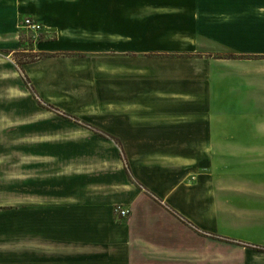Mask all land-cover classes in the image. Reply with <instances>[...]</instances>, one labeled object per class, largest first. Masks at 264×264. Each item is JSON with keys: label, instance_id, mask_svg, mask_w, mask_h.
<instances>
[{"label": "crops", "instance_id": "1", "mask_svg": "<svg viewBox=\"0 0 264 264\" xmlns=\"http://www.w3.org/2000/svg\"><path fill=\"white\" fill-rule=\"evenodd\" d=\"M261 9L264 0H0V52L37 55L21 65L32 90L19 81L0 115L4 155L18 157L19 242L30 247L13 260L204 264L215 237L227 260L211 264L236 253L257 263L264 158L247 152H264ZM26 18L51 40L26 41ZM202 42L263 58L215 57Z\"/></svg>", "mask_w": 264, "mask_h": 264}, {"label": "rangeland", "instance_id": "2", "mask_svg": "<svg viewBox=\"0 0 264 264\" xmlns=\"http://www.w3.org/2000/svg\"><path fill=\"white\" fill-rule=\"evenodd\" d=\"M259 12L261 14H264V9L259 10ZM22 25H23V22H22ZM24 38H26V41H33L35 39L51 40V36H49L48 32L44 31L43 29L40 30L37 35H34V34L27 35V36L25 35ZM202 43L204 45L210 46L206 42H202ZM205 49H208L210 52L212 51L215 57H220V58H229V59L247 58V59H252V60L263 58L259 56L237 57L234 54L226 52L225 50L220 49L218 47H214L212 45L207 48L205 47ZM36 56L37 55L33 53L31 54V53L17 52L14 54H8V52H2V51L0 52V112H1L0 115H2V112H4L5 101H9V99H6V96L7 97L18 96L21 94L20 88L17 87L19 84L21 85V87L24 86L25 88L32 90L31 82L25 75L24 70L22 69L21 65L27 62L34 61L36 59ZM13 68H15L19 74L18 81H17V77L15 73L13 72ZM31 94L33 98L37 101V98L34 92H32ZM37 104L39 105V107H42L47 110H51V111L56 110L50 105L41 103L39 100L37 101ZM258 105L260 106L262 105L263 110H264V104H258ZM3 120H4L3 118H0V128H2L4 125ZM261 127H264V123L261 125ZM6 136L4 132L0 129V144H1L0 145V165L4 166L2 169L0 168V264H20V262H18L17 260L20 259L19 255H20L21 250H24L30 247H21V243L19 242L18 186L16 184L11 183L12 181L15 182L18 180V170H16L17 168L13 166V163L18 161V157H15L17 154L10 153V152L9 154H6V156L4 155V151H3L4 149L2 145L8 144L7 142L5 143L4 141L9 140V137H6ZM247 153L252 154V155L255 154V156L261 154L262 158H264V152H261V151L247 152ZM242 217H243L242 214L237 215V219H241ZM255 218L258 219V217L253 216V219ZM8 223H9L8 228H6L5 224H8ZM10 224L12 225V228L10 227ZM237 231L238 230H236L235 232ZM239 233H241V231H239ZM211 240L215 242L219 241V239L215 237L211 238ZM212 241L207 244L205 243L204 264H211V262H213L212 258H210L211 256L216 257V261L214 260V262H217V260L224 261V259L227 257L226 252L225 253H223L222 251L217 252L216 244L218 243H215ZM251 250H252L251 251L252 256H254L253 260L257 262L253 264H264V247L263 248L262 247L251 248ZM236 254L237 255L229 254V260H231L232 262L234 261L233 264H239L240 257L238 253ZM15 258L17 260H13ZM225 260H227V258ZM224 264H227V263H224Z\"/></svg>", "mask_w": 264, "mask_h": 264}, {"label": "built area", "instance_id": "3", "mask_svg": "<svg viewBox=\"0 0 264 264\" xmlns=\"http://www.w3.org/2000/svg\"><path fill=\"white\" fill-rule=\"evenodd\" d=\"M22 26L23 28H27L28 30H30V32L33 33L34 35H37L41 30V25L32 18H26L25 20H23ZM116 212L120 217H125L128 214L127 210H122V209H117Z\"/></svg>", "mask_w": 264, "mask_h": 264}, {"label": "trees", "instance_id": "4", "mask_svg": "<svg viewBox=\"0 0 264 264\" xmlns=\"http://www.w3.org/2000/svg\"><path fill=\"white\" fill-rule=\"evenodd\" d=\"M232 57V56H231Z\"/></svg>", "mask_w": 264, "mask_h": 264}]
</instances>
